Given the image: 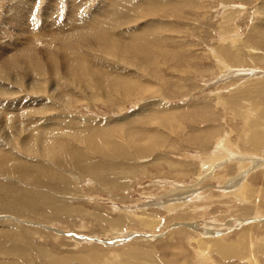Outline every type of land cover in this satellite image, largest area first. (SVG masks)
<instances>
[{"label":"rangeland","instance_id":"1","mask_svg":"<svg viewBox=\"0 0 264 264\" xmlns=\"http://www.w3.org/2000/svg\"><path fill=\"white\" fill-rule=\"evenodd\" d=\"M24 1L32 8L23 17L30 22L48 17L58 25L50 26L55 30L62 25L56 20L73 18V23L63 30L67 45L47 34L36 46L42 49L36 56L38 88H28L32 78L20 67L14 69L18 80L0 69L9 75L0 77V143L22 157L14 189L0 193V264H139L146 252L163 264H194V236L213 242L223 234L233 238L247 226L240 214L245 208L238 210L240 203L229 194L238 183L253 181L260 170L253 166L264 161V138L255 140V148L248 142L261 129L253 130L252 117L242 118L250 108L264 115V0H0V57L8 61L23 46L1 41L18 33L14 17ZM115 7L120 16H113ZM82 18L107 27L89 23L69 33ZM102 40L103 48L124 50L131 63L100 50ZM61 48L85 56V73L98 75L103 85L90 77L76 79L75 86L62 70L51 72L47 57L55 61ZM42 125H60L59 133L70 130V141L82 152L75 164L55 170L56 179L43 175L39 149L34 158L22 149L40 142L46 133ZM224 137L231 143L222 147ZM223 153L211 162L210 156ZM239 161L249 164L245 178ZM3 174L0 170V180ZM257 176L254 188L264 186V176ZM171 204L177 208L167 209ZM13 212L17 220L2 218ZM143 215L151 223L142 221ZM88 252L100 254V261L87 260ZM123 252L135 256L126 259ZM210 255L215 264H249L238 255ZM254 255L264 264V248Z\"/></svg>","mask_w":264,"mask_h":264},{"label":"bare ground","instance_id":"2","mask_svg":"<svg viewBox=\"0 0 264 264\" xmlns=\"http://www.w3.org/2000/svg\"><path fill=\"white\" fill-rule=\"evenodd\" d=\"M146 1V0H145ZM148 1V0H147ZM146 1V2H147ZM35 2V1H34ZM74 2V1H73ZM142 2H144L142 0ZM72 3V2H71ZM108 3V2H106ZM117 3V2H116ZM20 4V3H19ZM23 6L19 7L17 10H16V16L17 17H14L15 18V21L17 22V25H19L18 27V33H15L16 36L15 37H10V38H13V39H7V41H4L2 40L1 43L4 44V45H18V47H22L23 49L20 50V52L18 53H15L14 56L8 60H5L3 57H0V60H3L0 62V69H6V71L9 72V74H13V76H15V79L18 80V77L17 75L14 73V69L17 68V67H20L21 69L25 70L27 72V74L32 78L30 80V83L28 85V88L30 90H34L36 88H38L37 86V80H36V77H37V73L39 72V64L40 62L37 61L36 59V56H40L41 53H42V49H38L36 48L37 45H43V43L41 42V37H45L47 34H54L56 36H58V38L60 39L61 41V45H67L68 43V40L65 39V34L63 33L64 31V28L70 24H72V19L73 18H68L67 21H59V20H56L55 22L57 23H62V25L59 27V29L55 30V29H52L51 27H58V25H54V23H50V21H48V17L44 18L43 20H36V21H28V18L27 19H24L23 17H25L26 15L29 16V12H25V9H27L28 11H30L29 9H32L29 6V3L28 1H24L23 2ZM36 4V3H35ZM42 4V3H41ZM77 4V3H76ZM108 4H111V1L108 3ZM28 5V6H27ZM33 5V4H32ZM74 5V4H73ZM112 5V4H111ZM115 5V4H113ZM112 5V6H113ZM117 5H119V3H117ZM148 5V4H146ZM110 6V5H109ZM120 6V5H119ZM117 6V8L119 7ZM15 7V6H14ZM36 7V6H35ZM34 7V8H35ZM52 7V6H51ZM73 7V6H72ZM24 8V10H23ZM76 8V7H75ZM103 8V7H102ZM110 8V7H109ZM121 8V7H120ZM133 8V7H132ZM131 8V9H132ZM140 7H138L139 9ZM143 8V7H142ZM14 9V8H13ZM16 9V8H15ZM77 9V8H76ZM106 9V8H105ZM113 9V8H112ZM116 9V7H115ZM119 9V8H118ZM123 9V7H122ZM134 9V8H133ZM108 10V9H107ZM44 11V10H43ZM112 11V10H111ZM116 13L113 15L114 17L116 16V14L119 13V10L116 9ZM12 12V11H11ZM41 12V11H40ZM96 12V11H95ZM103 12V11H102ZM107 12V11H106ZM129 12V11H128ZM134 12V11H133ZM26 13V14H25ZM37 13V12H36ZM100 13V11H99ZM111 13V12H110ZM113 13V12H112ZM123 13V12H122ZM125 13V12H124ZM35 14V13H34ZM70 14V13H69ZM101 14V13H100ZM104 14V13H103ZM130 14V13H129ZM39 15H42L39 14ZM110 15V14H109ZM119 16L121 15L118 14ZM124 15V14H123ZM15 16V15H14ZM50 16V15H49ZM96 16V15H95ZM98 16V15H97ZM105 16H107V13L105 14ZM41 17V16H40ZM99 17V16H98ZM112 17V16H111ZM127 16H125L126 18ZM20 20H18V19ZM26 18V17H25ZM34 18V17H33ZM94 18V17H93ZM35 19V18H34ZM107 19V18H106ZM109 19V18H108ZM116 20V18H113ZM112 19V20H113ZM122 19V18H120ZM6 20V19H5ZM4 20V21H5ZM9 20H10V17H9ZM12 20V19H11ZM14 20V19H13ZM53 20V19H51ZM83 20V22H82ZM80 24L82 25H73L70 30H67L69 33L70 32H74V30L76 29H79L81 30L82 29H87V28H83L81 26H87L89 23L91 24V26H94L95 23H99V28L101 29H105V23H101V21H98V20H94V19H91L92 22H88V23H85V18H82ZM87 21V20H86ZM90 21V20H89ZM104 21V20H103ZM110 22V21H109ZM121 22V21H120ZM162 22V21H161ZM160 22V23H161ZM78 23V22H77ZM76 23V24H77ZM119 23V22H118ZM122 23V22H121ZM156 23V22H155ZM10 24V22H9ZM114 24V23H113ZM117 24V23H116ZM118 25V24H117ZM51 26V27H50ZM9 27V26H8ZM42 27V28H41ZM41 28V29H40ZM48 28H51V30H48ZM3 30V29H2ZM13 30V29H12ZM61 30V31H60ZM3 33V32H2ZM6 33V32H5ZM93 35V34H92ZM113 35V34H111ZM11 36V35H10ZM115 36H117V34H115ZM6 37V35H5ZM95 37V36H94ZM114 37V35L112 36ZM119 37V36H118ZM4 37H2L3 39ZM9 38V37H8ZM98 40V39H97ZM96 40V41H97ZM119 43V42H118ZM97 44L99 45V49L106 52V54L110 55V56H115L116 58H121V60H125V61H128L129 63L130 62V58L129 56L127 55V53L124 52V50H122L120 47H113V48H103L102 45H107L105 42H97ZM27 45V46H26ZM29 45H31L32 47H28ZM101 45V46H100ZM112 45H119V44H112ZM26 46V47H24ZM71 47V45H69ZM17 48V46H15ZM3 48V47H2ZM5 49V48H4ZM7 49V48H6ZM64 49V48H63ZM62 48L60 50H58V56L56 58L55 61H53L50 57H47V63L48 65L50 66V71L53 72L54 74H56V70H62L67 76H69L72 80V83L75 84L76 86V81H82L83 79L85 78H90L92 77L98 84H100V86L103 85V82L99 79L98 75L96 74H93L91 72H88V73H85V69L88 67V64L86 63L85 61V56L82 57V56H72L71 54H69L66 50H63ZM1 50V49H0ZM3 50V49H2ZM7 51V50H6ZM15 51V50H14ZM46 52H51V51H48V50H45ZM9 52V51H8ZM13 52V51H12ZM57 52V51H56ZM14 53V52H13ZM3 54V53H2ZM7 55V54H6ZM11 55V54H9ZM2 56V55H0ZM77 58L78 59H81L80 63H81V70H82V74H80V70L77 71L76 70V66L75 64L79 61H77ZM37 62V63H36ZM33 64H36L37 67L35 68H31V66ZM136 65V64H135ZM80 67V66H79ZM105 67H107L105 65ZM91 71L94 72L95 71V67L93 65H91ZM109 69V68H108ZM118 70V68H116ZM79 72V73H78ZM96 73V72H94ZM2 74V75H1ZM0 74V77L4 78V79H8V76L4 73H1ZM126 74V73H125ZM29 77V78H30ZM78 79V80H76ZM255 79V78H254ZM263 79V78H262ZM261 79V80H262ZM76 80V81H75ZM58 86V85H57ZM6 87V86H5ZM2 88V86L0 85V89ZM4 88V87H3ZM259 91V90H257ZM55 93V92H53ZM263 95V94H262ZM51 96V95H50ZM60 96V95H57L56 98ZM240 96V95H239ZM256 96V95H255ZM261 97V96H260ZM259 97V98H260ZM263 99V98H262ZM264 100V99H263ZM69 103V102H68ZM260 105H261V102H259ZM264 103V102H263ZM235 104V102H234ZM237 104V103H236ZM251 105V104H250ZM255 105V104H254ZM260 105H257V106H260ZM244 107V106H243ZM254 107V106H253ZM231 108V107H230ZM241 109V108H240ZM244 109V108H243ZM255 110V109H254ZM5 111V110H3ZM238 111V109H237ZM249 111H252L251 108L249 109ZM244 112L245 113V117L244 115H242L244 118V120L248 121L249 117H252L253 121H254V125H251L252 127H255L253 130H255L256 128H260V133L258 131H254V135H252V139L248 140L249 141H252V147L256 146L258 144V140L264 138V115L261 116L262 113H258V110L256 109L255 111L253 112ZM236 114V112H235ZM12 115V114H10ZM10 120H13V115L11 116V118L9 117ZM248 123V122H246ZM249 124V123H248ZM247 124V125H248ZM47 125V124H46ZM46 125H42V127H45L43 128V132L46 131L45 133V136L42 137V135L40 136V142H35V143H32V142H27V145L26 143L22 146V149L23 151L29 153L30 155L33 154V157L34 158L35 154H36V149H39L40 151V154L43 155V157H45V160H42L40 159V163H42L41 165H44V170H43V175L47 178H50V179H56L58 178L59 175H57L58 172H56L55 170H63V164L65 163H73L75 164L74 162L75 161V158L78 157L79 155H82V152L79 151V147L73 143V141H70V138L73 136L72 132L70 130H66L64 131V133H59V132H55L56 129H62L63 127L60 126V125H52V126H46ZM246 125V124H245ZM247 127V126H246ZM249 129V128H248ZM247 129H245L246 131ZM70 131V132H69ZM249 133H252L251 131H249ZM48 135H51L50 137ZM83 135V134H82ZM244 135V134H243ZM242 135V136H243ZM74 137L75 139L77 140V138L79 136L75 135L74 134ZM229 137V136H228ZM247 138V137H246ZM245 138V139H246ZM251 138V137H250ZM244 139V137H243ZM227 140L226 137H224L222 139V147L227 143H225V141ZM229 140V139H228ZM257 140V141H255ZM0 141H2V138H0ZM261 141V140H260ZM233 142V141H232ZM247 142V143H248ZM231 143V142H230ZM228 143V145L230 144ZM234 143V142H233ZM225 145V146H226ZM218 146V145H217ZM232 146V145H231ZM239 146V145H238ZM238 146L236 147V150L239 149ZM261 145L258 146V148L260 147ZM220 147V146H219ZM244 147V146H242ZM249 147V146H248ZM251 147V148H252ZM264 147V146H263ZM69 148V150H67ZM245 148V147H244ZM243 148V149H244ZM255 148V147H254ZM257 148V152L258 150H260V148L258 149ZM118 149V148H117ZM246 149V148H245ZM250 149V148H249ZM85 150V149H84ZM119 150V149H118ZM226 150V149H225ZM247 150V149H246ZM254 150V149H253ZM250 151V150H249ZM254 150V152H256ZM261 151V150H260ZM264 151V150H263ZM119 152V151H118ZM215 152V151H214ZM230 152V151H228ZM253 152V153H254ZM256 152V153H257ZM20 153V152H19ZM227 153V152H225ZM231 153V152H230ZM249 153V152H248ZM252 153V152H251ZM255 153V154H256ZM22 155V154H21ZM226 154H221V155H215V156H210V159H211V162H215L217 159H219V157H224ZM19 158H20V154H16L12 151V149L10 148H6L3 146L2 143H0V170L2 171L3 174V178H1L0 180V193L2 191H4L5 189H7L8 191L10 190H13L14 189V186L16 184H14L13 182L16 183V180H14V173L17 171L15 170L16 168V162H21L19 161ZM238 158V157H237ZM260 158V157H259ZM22 160V157L20 158ZM241 158H239L238 160H240ZM245 159V158H244ZM243 159V161H244ZM252 159V158H251ZM251 159H249L251 161ZM262 159V158H261ZM31 160V159H30ZM73 160V161H71ZM237 160V159H236ZM260 160V159H259ZM39 161V160H38ZM37 161V162H38ZM242 161V160H241ZM245 161H247L245 159ZM127 162V161H126ZM249 162V161H248ZM39 163V162H38ZM238 164V163H237ZM251 164V163H250ZM71 165V164H70ZM238 166L240 168H242V173H240L239 175H241L240 177H244L245 174H248V169H246V167L249 166V164H247V162H240L239 161V164ZM237 166V167H238ZM236 167V166H235ZM253 167H259L260 170H257L252 178H253V181H244L243 179V183L240 184L238 183V181H240L239 179L235 180L234 179V182L238 183V188L234 191H232L229 195H231V198H234V200H232V202L234 201L235 204L237 202L240 203L238 206V210H240V208H245L244 211H239L240 214L242 215L243 214V217H242V220L245 222V223H248L247 226L243 227L242 230H238L237 232V235L234 236L233 238H231L230 236H228V234H223V235H220V236H217V238H213V242H206L203 238L201 239L200 237L198 238H192L195 242L197 241V245L195 248L194 246H192L194 248V252L195 253V259L197 258L198 261H196L197 263H194V264H215L217 263L215 261V259L213 258L214 256L210 255L212 254V252H217V254H220L224 259H230L232 255H238L239 256V259L240 261H243L244 259H246L248 261L249 264H259V261L258 259L255 257L254 253L257 252V250H261V248H264L263 246V243H264V186H260L259 187H256L254 188V186H252V183H258L259 181V177L257 176L258 173L262 174V178L264 176V161H259L257 164H255V166ZM29 169V168H28ZM54 169V170H52ZM213 169V168H212ZM20 170V169H19ZM260 171V172H259ZM17 173V172H16ZM19 173V172H18ZM236 173V172H235ZM60 174V173H59ZM40 175V174H39ZM255 175V176H254ZM21 176V175H20ZM237 176V175H236ZM25 177V176H24ZM44 177V178H45ZM235 177V176H234ZM246 177V175H245ZM244 177V178H245ZM238 178V177H236ZM251 179V178H250ZM45 180V179H44ZM224 181V180H223ZM256 181V182H255ZM18 182V181H17ZM263 182H264V178H263ZM37 183V182H36ZM20 184V183H19ZM23 184V183H22ZM251 184V185H250ZM231 185V184H230ZM235 186V185H234ZM256 186V185H255ZM23 187V186H22ZM27 187H30V186H27ZM20 188V187H19ZM38 188V187H35V189ZM230 188V187H229ZM235 188V187H234ZM39 189V188H38ZM233 189V188H232ZM33 191V189H30ZM43 190V189H42ZM49 191V190H48ZM47 191V192H48ZM52 192V191H51ZM9 192L5 193L4 196H7ZM40 192H38L39 194ZM45 193V192H44ZM22 194V193H21ZM32 194V193H31ZM53 194V193H52ZM26 195V194H25ZM40 195V194H39ZM57 195V194H55ZM179 195V194H178ZM31 196V195H30ZM204 196V195H203ZM9 197V196H8ZM64 197V196H63ZM175 197V196H174ZM173 198V197H172ZM171 198V199H172ZM179 198V197H177ZM11 199V198H10ZM246 201H245V200ZM41 200H44V201H47L48 199H43L41 198ZM178 200V199H177ZM181 200V199H180ZM58 201V200H57ZM175 202V201H174ZM183 202V201H182ZM177 203V202H176ZM179 203V202H178ZM177 203V205H178ZM209 203V202H208ZM246 204L248 203L249 205H244L243 204ZM180 204V203H179ZM183 204V203H182ZM234 204V205H235ZM176 204H171V205H164L166 206L167 209H170V210H175L176 208L175 207ZM207 205V204H206ZM230 205V204H229ZM242 205V206H241ZM181 206V205H180ZM198 206V205H197ZM231 206V205H230ZM236 206V205H235ZM179 207V206H178ZM182 207V206H181ZM180 208V207H179ZM178 208V209H179ZM232 209V208H231ZM237 210V211H238ZM176 212V211H175ZM27 213V211H26ZM3 214V213H2ZM14 214V215H13ZM13 214H8L5 216H3L2 218L4 219H7V220H17L16 216H15V212H13ZM27 217V215H25ZM137 216V215H136ZM1 217V216H0ZM142 217V216H141ZM146 216L143 215V219L145 218ZM149 217V215H148ZM239 217V216H238ZM119 221L122 220V218L120 217L118 219ZM117 220V221H118ZM142 220V219H141ZM142 221H145L148 222V223H151L150 221H146L145 219L142 220ZM152 221V220H151ZM26 222V221H25ZM216 223V222H215ZM189 224V223H188ZM223 224V223H222ZM229 225L233 224V221L232 222H229L228 223ZM195 225V223H194ZM194 225H192L190 223V226L194 227ZM227 225V224H226ZM153 226V225H152ZM189 226V227H190ZM191 227V228H192ZM196 227V226H195ZM212 227H215V226H212ZM51 228V227H50ZM192 231V230H191ZM194 232V231H193ZM59 233V232H58ZM211 233V232H210ZM28 234V233H27ZM218 234V233H217ZM205 235V234H204ZM187 238V237H186ZM205 238V237H204ZM207 238V237H206ZM171 239V238H170ZM201 239V240H200ZM94 240H97L99 241L98 239H94ZM118 240V239H117ZM261 240V242L259 241ZM4 241V240H3ZM212 241V239H211ZM7 242V241H6ZM191 242V241H190ZM193 242V241H192ZM103 243H105L103 241ZM9 244V242H8ZM78 244V243H77ZM107 244V243H105ZM191 244V243H190ZM7 246V245H6ZM203 247V248H202ZM130 248V247H129ZM192 248V250H193ZM8 249V248H7ZM93 249V248H92ZM126 249V248H125ZM123 250V249H122ZM145 250V249H144ZM1 251V250H0ZM91 251V250H90ZM93 251V250H92ZM98 251V250H97ZM133 251V250H132ZM140 251V249H139ZM135 252H138V249H135ZM261 252V251H260ZM263 252V251H262ZM124 253V252H123ZM122 253V254H123ZM263 254V253H262ZM121 254H116L114 255L117 258H119ZM136 255H139V254H136ZM257 255V254H256ZM84 256V255H83ZM87 256V260H90V261H100V254H94V252H88V255H85ZM106 256V255H105ZM122 256H126L125 258L128 259V257L130 256H135L134 254L131 253H128V254H123ZM146 256V257H145ZM219 256L216 260L219 261V258L221 257ZM82 257V256H81ZM104 257V256H103ZM143 257V256H141ZM194 257V256H193ZM255 257V258H254ZM86 258V257H85ZM102 258V257H101ZM106 258V257H104ZM114 258V257H113ZM112 258V259H113ZM148 258V259H147ZM216 258V257H215ZM115 259V258H114ZM130 259V258H129ZM223 259V260H224ZM193 260V259H192ZM116 261V260H114ZM120 261V260H119ZM143 261V262H142ZM194 261V260H193ZM222 261V259H221ZM238 261V260H237ZM104 262H106V264H112V263H109V261H103L102 260V264H105ZM124 262V261H123ZM126 262H129V260ZM245 262V260H244ZM262 262V261H261ZM117 263V262H115ZM121 263V262H120ZM242 263V262H241ZM139 264H163V262H161L160 259H158L156 256L150 254V253H147L146 252V255L144 254V258L141 260V263ZM222 264V263H221ZM228 264V262H227Z\"/></svg>","mask_w":264,"mask_h":264}]
</instances>
